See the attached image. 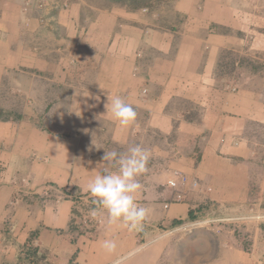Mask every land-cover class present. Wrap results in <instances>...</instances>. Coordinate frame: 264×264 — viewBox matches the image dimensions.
<instances>
[{
	"label": "crops",
	"instance_id": "0c3cea01",
	"mask_svg": "<svg viewBox=\"0 0 264 264\" xmlns=\"http://www.w3.org/2000/svg\"><path fill=\"white\" fill-rule=\"evenodd\" d=\"M85 5L91 18L81 24L79 0L68 6L65 0H0V100L19 86L18 72L30 95L35 73L55 80L65 73L66 82L72 80L69 111H47L48 105L45 115L37 110L44 126L31 119L29 108L16 120H0V240L4 220L11 230V245L0 242V264L11 262L35 231L37 243L50 253L74 255L72 264H113L130 252L135 254L128 264H158L166 256L180 264L264 263V223L245 219L264 210V2L175 0L182 29L174 33L128 9L129 0ZM42 16L55 23L60 39L39 24ZM213 27L239 30L244 39ZM232 48L259 65L247 63L251 75L233 90L215 72L221 51ZM115 96L137 113L127 128L106 112L108 97ZM0 113L10 119L8 111ZM174 129L183 152L170 156L154 148L159 159L149 160L150 168L138 177L137 203L148 210L141 230L109 225L97 209L92 232L64 233L83 207L76 198L89 197L90 180L105 168L115 171L103 161L106 151H115L109 141L127 150L141 146L133 140L142 132L167 135ZM176 172L186 181L172 189L168 180ZM22 179L33 192L53 188L63 198L28 207L15 199L13 182ZM177 192L181 199L173 201ZM106 239L115 241L114 253L104 251Z\"/></svg>",
	"mask_w": 264,
	"mask_h": 264
},
{
	"label": "rangeland",
	"instance_id": "374dc122",
	"mask_svg": "<svg viewBox=\"0 0 264 264\" xmlns=\"http://www.w3.org/2000/svg\"><path fill=\"white\" fill-rule=\"evenodd\" d=\"M65 1L67 2V6H68L71 0H65ZM129 1L132 2L133 5H128L127 8L131 10H137L138 13L145 15L147 22L157 26L156 27L157 29H160L162 31L166 29V30H169L171 33H174L182 29L181 28L182 23L176 19V17L178 16L175 14V11L173 9L175 0H129ZM79 2L82 5L81 7H79V14L85 17L83 18L81 24H86V22H88L87 18H91L89 14L90 12L89 9L91 8V6L85 5L86 0H79ZM259 2L262 3L264 2V0H259ZM62 7H66V6H62ZM39 20H40L39 21L40 25L46 26L45 28L49 30L51 29L53 32L51 34L57 39H60V35L58 34V32L53 31L57 29L55 23L47 22L48 20L45 19L44 16L39 18ZM47 24L48 25L50 24V26H48ZM213 29L214 31H218V32L219 31L232 32L237 38L244 39V33H242L239 30L231 31V30H227L224 28L220 29L219 27H213ZM63 37L64 35H62V38ZM46 44L50 47H54L53 46L54 43L51 39H48L46 41ZM244 46H245V43L243 44V47ZM68 48L69 47H67V49ZM239 50L240 49L238 48H232V49H224L223 51H221L218 65L215 71L217 81H221L222 83L226 82V84L229 85V89H232V90L236 88V85L238 84L239 80H242V79L244 80L245 75L247 76L251 75V73H249V71L251 70L250 69L251 65L247 63H252L254 66L256 65L257 68L259 67L258 64H255L253 61H250V59L246 58L247 55L241 54ZM65 52L66 50H63V53ZM59 55L60 53L58 54V56ZM52 58L55 59L56 57L52 56ZM73 63L74 62L73 61L71 62V59L70 60L68 59V64H73ZM33 76L37 77L36 78L37 80L35 79L36 82H34L33 80H29V81H32L36 83L37 85L35 86V88L32 87L34 92L30 95L29 89H27L24 85H22V78H25V76L21 75L20 72L14 75V80L17 81V83H19V86H16V87L14 86L11 90L5 89L6 90L5 96H3L2 99L0 100V110L8 111V114L10 116L8 118L10 119H6L7 118V117L5 118L6 113H3L2 114L3 116H0V120L2 119H4L5 121L16 120L18 119L16 118V115L19 114L20 111L21 112L26 111V109L29 108L30 111H32V115H33L32 116L33 118L31 119H33V121H35L36 123L38 121L37 123L38 126H44V123L42 120L45 119V117L43 119V115L46 114V111L44 110L47 105L49 106L47 111L51 107H56L57 109H60L61 111H65V112L70 110L71 108L70 92L71 91H70L69 83H72V80L70 77H69L70 78L69 82H66L68 81V77L65 73L60 74V76H58L59 78H57L58 80L61 79L63 81L55 80L54 78H51L49 74L47 75L42 74L40 78H39L40 74L35 73V75ZM26 77L33 78L32 76H26ZM38 79H40L39 82H38ZM24 90L26 94L28 93L30 95L26 99H25V93L23 92ZM40 93H42V95H40ZM190 107L191 109H195L194 106H190ZM39 108H43V115L40 114L39 116L37 112ZM142 133H143V137L141 136L140 138L133 140V141L135 144H136V141H139L141 146L150 152L149 160H151V163L155 160H158L160 157L159 154H156V152H159V149L155 151L153 150L154 148H157V147L161 148L160 150L166 149L169 152L170 156L177 155L183 152L180 147L181 145L180 140H182L181 139L182 136L179 135L175 131V129L170 134H167V135H162L161 133H158L157 131H153V130H147V132L145 131ZM108 145L109 146L112 145L118 154L127 152V150L125 149L122 150V147H120L119 149V146L114 141H109ZM195 150L197 151L196 148ZM148 168H150V166H147V169ZM154 168L161 170L162 167H159L157 165V166H154ZM24 180L25 179H22V181L13 182V184L15 183V186H16L14 193H16L15 199L25 204L28 207L29 206L37 207L40 204L46 203L47 201H55V200H59L63 198L62 196L64 194L59 193V191L55 192V189L53 188H44L42 191L43 193L33 192L34 189L33 188L31 189L29 187V180L28 182H27V179L25 181ZM12 201L13 199H11V203L9 204V207L11 206L10 208L13 207ZM81 201H83V204H82L83 207H81L80 212H77L75 214L76 217H79V218H76V220L78 221V224L76 225L73 223V221L75 220L74 218L73 221L71 222L70 228H68V230H66L64 233H69V231L71 230L75 232L77 236L84 235L87 232L89 233L92 232L94 230L93 228L96 227L97 224L99 223V220L96 217H93L91 215L92 210L94 208L98 209V206L95 205L94 207L90 208L88 206V203L91 204L90 203L91 200L89 197H84V199H81L79 202ZM6 221L4 220L2 224L0 242L2 243V245L8 247L9 245H11V241H10L11 230L10 228L9 229L7 228ZM179 231L181 232L182 229ZM243 233H244V230L240 231V234L243 235ZM31 235H32L30 236L32 240L31 245L41 250L39 251V255H40L42 253V250L44 251V247L40 246L37 243V232L36 231L33 232ZM20 246L17 247L16 257L11 262L6 261L2 264H18V263L22 264L21 262L17 260ZM5 251L6 250H4L1 254L5 255L6 253ZM7 255H8V251H7ZM163 260H164L163 262L161 261L158 264H180V261L178 259L174 260L171 257H167V256L165 258L163 257ZM41 262L44 263V260H42Z\"/></svg>",
	"mask_w": 264,
	"mask_h": 264
},
{
	"label": "clouds",
	"instance_id": "9594fccd",
	"mask_svg": "<svg viewBox=\"0 0 264 264\" xmlns=\"http://www.w3.org/2000/svg\"><path fill=\"white\" fill-rule=\"evenodd\" d=\"M105 107L111 119L120 127L127 128L136 120L134 107L119 96L108 97ZM149 159L150 152L138 144L129 147L126 153L105 152L103 161H108L115 171L103 169L90 180L86 191L98 209L106 213L109 225L120 224L128 231L142 229L148 210L137 203V195L142 187L138 177L146 172ZM97 214V208H94L91 215L96 217ZM245 219L257 224L264 223V210L251 212ZM102 247L111 254L117 245L114 240L106 239ZM134 254L130 252L118 256L113 264H128Z\"/></svg>",
	"mask_w": 264,
	"mask_h": 264
},
{
	"label": "trees",
	"instance_id": "16d2710c",
	"mask_svg": "<svg viewBox=\"0 0 264 264\" xmlns=\"http://www.w3.org/2000/svg\"><path fill=\"white\" fill-rule=\"evenodd\" d=\"M31 243L32 240L30 237L20 246L17 258L19 262L24 264H72V261L74 260V255L70 258L59 257L56 254L50 253L46 249H44V251L42 250V253L39 255V251L41 250L37 247H33ZM42 260H44V263L41 262Z\"/></svg>",
	"mask_w": 264,
	"mask_h": 264
},
{
	"label": "built area",
	"instance_id": "2783aa9c",
	"mask_svg": "<svg viewBox=\"0 0 264 264\" xmlns=\"http://www.w3.org/2000/svg\"><path fill=\"white\" fill-rule=\"evenodd\" d=\"M186 181V177L181 174V173H178L176 172L175 173V176L171 179L168 180V185L169 187H171L172 189H176L178 184H183L184 182ZM81 199H84V197H77L76 200H81ZM181 199V194L179 192H177L175 195H174V199L173 201H179ZM75 220L73 221L74 224H78V221L76 220V218H79V217H74Z\"/></svg>",
	"mask_w": 264,
	"mask_h": 264
},
{
	"label": "water",
	"instance_id": "95a60500",
	"mask_svg": "<svg viewBox=\"0 0 264 264\" xmlns=\"http://www.w3.org/2000/svg\"><path fill=\"white\" fill-rule=\"evenodd\" d=\"M260 264H264V263H260Z\"/></svg>",
	"mask_w": 264,
	"mask_h": 264
}]
</instances>
